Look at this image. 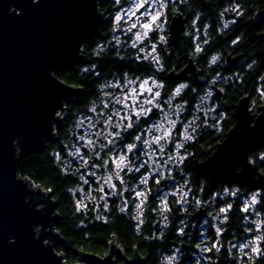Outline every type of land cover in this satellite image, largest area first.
Segmentation results:
<instances>
[{"label":"trees","instance_id":"obj_1","mask_svg":"<svg viewBox=\"0 0 264 264\" xmlns=\"http://www.w3.org/2000/svg\"><path fill=\"white\" fill-rule=\"evenodd\" d=\"M164 2L172 14L181 11L187 15L190 24H195L211 43L226 35L228 20L234 17L244 24L249 21L250 13L264 5V0ZM99 5L106 22L101 34L83 46L89 59L55 70L61 80L81 87L83 92L67 102L64 122L52 139L40 149L27 152L20 149V175L52 191L57 201L56 229L64 242L58 244L56 250L64 254L66 263L77 264L80 262L78 251L105 255L109 242L115 237L128 257L138 249L143 256L149 257V264H154L157 251L176 257L175 261L169 259L167 264H264V181L259 176L249 181L216 182L209 169L202 174L188 172L187 185L186 180L180 178V187L175 188L174 183L165 200L156 198L152 190L143 205L132 192L123 197L125 201L106 198L99 180L94 178L88 182L80 156L87 153L83 140L90 103L93 100V105L99 106L101 82L106 78L102 68L111 59L110 54L132 50L123 31L112 32L110 22L119 4L115 0H99ZM245 35L243 26L242 40ZM95 67L97 77L95 71L91 74ZM92 75L95 81L90 85ZM252 78L253 81L257 79ZM257 85L258 82H253L255 88ZM260 103H264V97ZM215 147L207 149L206 157ZM251 161L254 168L264 174V145L251 155ZM130 181L128 188L132 190L137 181ZM253 194L257 200L247 207L246 199ZM201 207L213 211L209 217L203 214L190 220L191 213ZM213 212L217 213L216 221L211 216ZM255 239L260 240L258 254L253 252L255 247L249 245Z\"/></svg>","mask_w":264,"mask_h":264},{"label":"flooded vegetation","instance_id":"obj_2","mask_svg":"<svg viewBox=\"0 0 264 264\" xmlns=\"http://www.w3.org/2000/svg\"><path fill=\"white\" fill-rule=\"evenodd\" d=\"M162 7L160 24L142 39L135 29L124 34L132 50L110 54L102 68L106 78L101 82L99 106L93 100L90 103L84 127L87 153L80 157L88 182L99 180L106 198L125 201L123 197L132 192L143 205L154 190L156 198L165 200L174 183L180 187V178L187 185L188 172H212L199 164L235 126L242 98H248L254 120L264 106L260 103L264 97V5L250 13L244 24L234 17L228 20L226 35L212 43L189 19L170 52L165 45L171 39L175 14L168 5ZM213 56H218L214 63ZM88 59L85 54L84 61ZM96 69L91 74L95 71L97 77ZM252 76L257 79L253 81ZM94 81L92 75L90 85ZM253 82H258L256 88ZM207 92L211 96L206 97ZM215 145L206 157L207 149ZM263 145L250 152V161ZM258 172L255 168L254 178ZM130 180L137 181L132 190ZM212 211L208 208L204 215L209 217Z\"/></svg>","mask_w":264,"mask_h":264},{"label":"water","instance_id":"obj_3","mask_svg":"<svg viewBox=\"0 0 264 264\" xmlns=\"http://www.w3.org/2000/svg\"><path fill=\"white\" fill-rule=\"evenodd\" d=\"M187 21L181 12L173 16L168 52ZM105 22L99 0H0V264H68L56 250L64 242L56 229L57 201L52 191L20 175V149H40L56 135L67 102L83 89L55 70L83 62L84 44L101 34ZM260 111L254 120L248 98H242L235 126L199 164L212 168L216 182L254 178L249 154L264 143V106ZM257 175L264 181L262 172ZM206 211L199 208L190 220ZM211 216L217 220L216 212ZM78 255L77 264H149L138 249L128 257L115 237L105 255L82 250Z\"/></svg>","mask_w":264,"mask_h":264},{"label":"rangeland","instance_id":"obj_4","mask_svg":"<svg viewBox=\"0 0 264 264\" xmlns=\"http://www.w3.org/2000/svg\"><path fill=\"white\" fill-rule=\"evenodd\" d=\"M119 4L118 9L114 12L111 19V25L113 26V34L120 29H123L124 34H131L137 30L138 34H141V39L150 29H146V24H151L155 28L157 24H160L158 20L163 13V5H166L164 0H115ZM160 3L163 5L161 6ZM142 5V7H141ZM160 5V6H159ZM153 17H156L154 20ZM157 21V22H156ZM155 23V24H154ZM157 27V26H156ZM133 30V31H132ZM86 143V140H83ZM78 154V152H76ZM226 196V194H224ZM257 197L255 194L246 199L247 207L256 202ZM253 245L258 251H253L255 254L259 253L260 240L255 239Z\"/></svg>","mask_w":264,"mask_h":264},{"label":"clouds","instance_id":"obj_5","mask_svg":"<svg viewBox=\"0 0 264 264\" xmlns=\"http://www.w3.org/2000/svg\"><path fill=\"white\" fill-rule=\"evenodd\" d=\"M33 3H36V0H33ZM218 56L212 57V62L214 63L217 60ZM211 96V92L206 93V97ZM187 139H191L189 136ZM171 259L172 261L176 260V257H168L162 251H157L154 257V264H167V261Z\"/></svg>","mask_w":264,"mask_h":264},{"label":"snow or ice","instance_id":"obj_6","mask_svg":"<svg viewBox=\"0 0 264 264\" xmlns=\"http://www.w3.org/2000/svg\"><path fill=\"white\" fill-rule=\"evenodd\" d=\"M141 7H142V5H141ZM153 19L155 20L156 19V17H153ZM152 27V25L151 24H146L145 25V28L146 29H148V28H151ZM144 113H146L148 110L147 109H144V110H142ZM130 127H131V125H129ZM157 139H160V138H157ZM129 147H132L131 145L129 146ZM123 162V161H122ZM221 211H227L226 209H222ZM253 251H258L257 249H253Z\"/></svg>","mask_w":264,"mask_h":264}]
</instances>
